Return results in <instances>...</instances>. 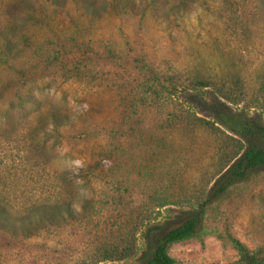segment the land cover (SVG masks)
<instances>
[{
  "label": "rangeland",
  "instance_id": "1",
  "mask_svg": "<svg viewBox=\"0 0 264 264\" xmlns=\"http://www.w3.org/2000/svg\"><path fill=\"white\" fill-rule=\"evenodd\" d=\"M13 1L0 0V12ZM21 2L10 19L13 59L0 62V199L11 205L0 215V264H89L107 227L119 235L134 230L135 247L127 259L99 264H136L147 226L158 224L161 234L205 197L218 145L205 131L159 127L167 107L146 97L140 68L147 63L162 78L239 76L251 92L264 73V0ZM174 98L212 119L197 96ZM150 133L163 138L160 148ZM107 148H116L114 158ZM44 164L77 174L72 211L25 208L28 195H39ZM155 185L178 194V203L156 207L149 198ZM88 198L94 208L81 213ZM215 229L264 252V172L210 203L201 235L170 245L175 264H240Z\"/></svg>",
  "mask_w": 264,
  "mask_h": 264
},
{
  "label": "trees",
  "instance_id": "2",
  "mask_svg": "<svg viewBox=\"0 0 264 264\" xmlns=\"http://www.w3.org/2000/svg\"><path fill=\"white\" fill-rule=\"evenodd\" d=\"M23 2L25 0H22ZM21 0L7 3L0 12V62L9 64L13 59L15 43L11 36L16 35L17 28L10 24L13 15L22 12ZM46 59H50L49 56ZM143 64V63H142ZM141 72L145 74V94L156 105L167 107L165 115L158 121L159 127L165 129L182 127L194 134L199 131L216 136L218 145L215 151L212 184L205 197L190 205L184 212V219L177 226L157 234L158 224L146 227L143 233L145 247L136 264H175L174 258L168 253L170 245L198 237L204 230V220L210 203L219 200L233 187L245 182L258 172H264V73L251 92L246 90L239 76L205 75L193 72L183 74L171 73L162 78L157 69L144 63ZM17 75L23 78L26 71L16 69ZM190 93L202 100L211 110L212 119L198 115L188 106L178 103L175 95ZM52 123L59 126V117L53 115ZM138 140H143V130L138 129ZM148 141L156 148L163 145V138L158 134H148ZM116 148L105 149L107 159L115 157ZM142 170V169H141ZM32 175V168L29 169ZM143 172V170H142ZM147 171H144L146 174ZM77 174L70 170L48 171L46 164L42 167L38 181L39 195H28L24 206L31 211H56L66 207L68 212L74 208L70 201L77 182ZM31 180V179H30ZM155 185L149 198L156 207H165L178 203V194H165V188ZM18 205L24 204L14 197ZM93 200L84 199L81 204L84 213L89 211ZM177 202V203H176ZM9 205L4 198L0 199V215L9 212ZM61 214V213H60ZM217 236L223 237L235 250L240 264H264V252L250 249L228 231L215 229ZM134 230H125L116 234L107 227L100 236V241L92 246L89 264L118 261L129 258L135 247ZM223 234V235H222ZM91 248V247H90Z\"/></svg>",
  "mask_w": 264,
  "mask_h": 264
},
{
  "label": "clouds",
  "instance_id": "3",
  "mask_svg": "<svg viewBox=\"0 0 264 264\" xmlns=\"http://www.w3.org/2000/svg\"><path fill=\"white\" fill-rule=\"evenodd\" d=\"M74 164L76 165V166H82V161H80V160H76V161H74Z\"/></svg>",
  "mask_w": 264,
  "mask_h": 264
}]
</instances>
